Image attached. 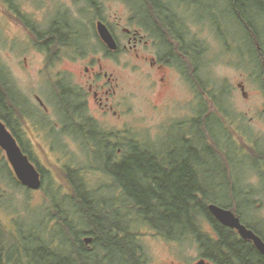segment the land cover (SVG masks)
Instances as JSON below:
<instances>
[{"label":"rangeland","instance_id":"rangeland-1","mask_svg":"<svg viewBox=\"0 0 264 264\" xmlns=\"http://www.w3.org/2000/svg\"><path fill=\"white\" fill-rule=\"evenodd\" d=\"M203 1L204 3L208 1V8L216 4L217 9L216 14L205 9L190 14L191 19L195 21V23L189 21V24H192L191 35L195 40L196 51L204 52L205 47L208 50L206 55L197 59L195 95L203 98L204 87L210 86L212 98H215V101L218 98L222 107L231 112L232 106L237 116L241 114L238 111L240 107L246 108L249 104L259 102L257 120L253 121L252 125L248 124V118L251 117V114H248L244 116V124L251 128L257 139H260L259 144H263L264 109L261 104L264 102V93L259 89V84L253 82L255 78L252 71L256 61L245 55L246 46L243 43L248 34L243 26L233 22L229 14L231 6L229 3L225 4V0L223 3L221 0ZM175 4L177 1L172 0L169 5ZM93 6L94 9H91ZM11 9L17 13L16 18H24L42 32L49 27L57 14L63 15L67 21H72L78 35L82 34L81 37L86 40V52L100 54L103 50L95 36L94 17L101 14L116 19L123 18L128 8L123 0H0V76L4 79H0V102L3 98L6 101L9 97L5 89L16 91L25 97L26 101L34 91L39 93L43 91L44 94L51 95L50 90L52 91L57 83L54 75L56 68L51 69L52 67L40 63L42 56L38 52L39 48L35 47L37 44L34 36L26 32L25 26L18 24L16 18L11 16ZM260 14L264 16V11ZM180 16L182 17V13ZM214 18L217 24L212 23ZM253 21L258 28V25L264 23V18L257 17ZM113 28L120 37V32L116 27ZM31 31L35 32L33 28ZM224 39L227 43L239 45L240 56L226 55L222 47ZM116 60L121 68L117 69L114 77L118 79L120 92L124 94L125 110L128 114L125 119L116 122V125L110 121L109 129L102 125L106 130H101L109 134H122L127 131L131 141L143 142L148 148L156 146L155 141L158 145L164 142L170 147L177 143L178 147L179 143L175 140L165 141L164 130L168 128L166 125L170 121L182 122L191 107L193 108V105L190 106L193 97L187 94L185 84L180 82L173 84L172 81L166 97L162 93L158 94L157 89L152 88L150 83H146L144 65L137 69L139 63L130 62L128 57H116ZM39 70L44 71L42 76L38 74ZM69 76L72 79V76ZM243 79L246 80L249 90V98L246 101L236 89V83ZM249 79L252 81L250 85ZM29 102L34 106L33 101ZM215 114L213 112V121L210 123L215 121L214 117L219 118ZM56 117L54 110L52 117H48L49 130L53 134L61 130L55 125L59 124ZM228 117L230 118L226 119L228 122L235 119L233 114H228ZM41 123L47 125L45 120ZM220 123L222 122L218 119L217 124ZM190 129L192 133H196L192 126ZM225 138L229 140V146L219 150L228 161L222 156V162L217 156L204 158L209 171L206 193L209 199L221 205L234 197L235 199H232L234 204L231 206L238 207L241 223L246 227H254L263 238L264 184H260L261 176L259 171L255 172L252 160L237 145L233 136L227 134ZM37 141L46 151V155L37 152L31 154L37 168L43 174V185L37 191L28 190L17 183L4 153L0 150V242L4 247L3 255L10 256L11 264L16 259L14 255L16 250L21 257L20 264H78L75 253L67 241V234L62 232L56 223L58 219H51L49 215L58 212L57 215L60 217L72 219L69 225L74 227L78 225L83 229L93 225L90 224L89 216L94 214L97 223L95 225H104L99 223L98 218L103 211L87 207V204L91 199L117 198L119 192L102 173L105 163L99 158L101 151L90 152L87 146L80 150L79 140L58 139L57 135H54V143L52 141L46 143L41 139ZM48 143L52 146V151L48 150ZM29 144L25 141L24 147ZM213 144L212 140L211 146ZM214 145L212 149L215 151ZM224 165H227L225 174ZM256 167L261 170L264 165L257 163ZM95 187L96 191L93 190ZM70 201L75 203L72 204ZM76 210L79 212V218L74 212ZM105 212L109 214L111 225L114 221L119 222L117 214L124 213L120 205L107 207ZM129 221L127 230L136 237L123 239L125 249L129 253L137 247L142 264H196L204 259L201 257L197 241L191 236L183 240L169 241L157 236L146 225L135 222L132 217ZM205 226L208 228V224L205 223ZM88 247L91 250L92 245ZM124 255L114 248L111 259L108 257L109 260L101 261L96 257L90 264H124L121 260ZM204 261L205 264H211L205 259Z\"/></svg>","mask_w":264,"mask_h":264},{"label":"flooded vegetation","instance_id":"flooded-vegetation-1","mask_svg":"<svg viewBox=\"0 0 264 264\" xmlns=\"http://www.w3.org/2000/svg\"><path fill=\"white\" fill-rule=\"evenodd\" d=\"M176 1L177 4L171 6L169 4L172 0H123L128 8L123 18L116 19L109 15L97 14L94 17L93 26L95 36L103 50L100 54L86 52V40L81 37L82 34L78 35L72 21H67L63 15L57 14L56 19L54 18L49 27L42 32L24 18H16L17 13L10 10L11 16L16 18L18 24L25 26V31L34 36L37 44L35 47L39 48L38 52L42 56L40 63L52 67L51 69L56 68L54 75L57 83L52 91L50 90L51 95H46L43 91L40 93L34 91L25 101V97L12 91L7 97L8 99L6 98L7 101L1 103L0 107V121L5 124L23 154L40 173L41 186L43 185V174L37 168L31 154L37 152L46 155V151L37 139L54 143V135H57L58 139L79 140L80 150L87 146L90 148V152L104 151L111 153L114 157H121L122 153L127 154L130 151L132 141L127 131L122 134H109L103 131L106 130L105 128L109 129L110 121L116 125V122L119 123L128 114V111L125 110L124 94L120 92L118 79L114 77L117 69L121 68L116 63V57H128L130 62L139 63L137 69L144 65L146 67L144 70L146 83H150L152 88L157 89L158 94L162 93L167 97L170 83L173 81V84L174 82L185 84L187 94L193 97V102L190 103L193 108L191 107L186 118L182 122L170 121L166 125L168 128L164 130L165 141H188V147L192 151L195 150L196 133H192L190 127L196 129L198 121L201 127V137L204 140L203 146L206 150L203 156H210L213 151L211 142L214 129L213 123L210 122L213 121V112H215L219 116V118L214 117L216 123L218 119L219 122H222L220 123L221 130L219 127L217 129L220 134L215 135L216 141L220 139L219 143L214 145L217 153L225 157L219 148L224 149L229 146V140L225 136L230 134L237 145L252 160L255 172L259 171V176H261L260 184H264V175L262 177L264 168L259 170L256 167L257 163L264 165V143L259 144L260 139H257L251 128L244 124V116L248 114H251L248 124L252 125L251 123L257 120L260 103L249 104L246 108L240 107L238 111L241 114L237 116L231 105L232 112L224 109L218 98H216L217 102L215 98H212L210 86L209 88L204 87L203 98L195 95L196 61L206 55L208 50L205 47L204 52L196 51L195 40L191 35L192 24H189V21L191 23H195V21L191 19L190 14L204 9L216 14V4L208 8V1L205 3L203 0ZM225 1V4H228V0ZM262 1L264 4V0ZM221 2L223 3V0ZM153 6L155 8L167 6L168 9H148ZM91 9H94V6ZM263 11L264 9H253L251 12L252 16L249 18L253 24L251 29L249 28L250 32L247 31L249 36L243 45L246 46L244 47L245 55L256 61V66L252 71V76L255 78L253 82H257L259 89L264 93V23L258 25V29L253 21L257 17L264 18L260 14ZM180 13H182V17ZM229 14L236 25L242 26V9H229ZM215 19H213V24H217ZM97 23H102L109 31L116 44L115 50L108 49L99 38ZM113 26L120 32V37L117 36ZM32 28L35 32L31 31ZM53 29L56 36L54 39L47 35ZM34 40L32 39V42ZM223 43L222 47L226 55L240 56L238 44L227 43L225 39ZM43 72L39 70L38 74L42 76ZM69 75L72 76V79ZM251 83L252 81L249 79V85ZM247 86L244 79L236 83V89L244 101L249 98ZM28 99L34 102V106ZM195 99L204 102L200 103ZM261 105L264 109V102ZM53 110L59 122L55 125L61 128L59 133L55 132L54 134L50 132L48 122V117H52ZM228 114L235 115V119L226 121V119H230ZM43 120L47 125L41 123ZM249 133L251 134L249 135ZM25 141L30 143L27 147H24ZM154 143L158 148L156 153L161 157L162 163L165 161V156L167 158L170 155L173 156L177 151L170 149V145L167 143L163 142L159 145L156 141ZM142 144L144 145L143 142ZM47 147L49 151L53 150L49 143ZM153 152L154 150H150L147 153L152 154ZM206 170L204 184H207L209 176V171L207 168ZM102 173L108 177L111 184H114L110 176L103 170ZM93 190L96 191L97 188L95 187ZM117 190L120 192L119 189Z\"/></svg>","mask_w":264,"mask_h":264},{"label":"trees","instance_id":"trees-1","mask_svg":"<svg viewBox=\"0 0 264 264\" xmlns=\"http://www.w3.org/2000/svg\"><path fill=\"white\" fill-rule=\"evenodd\" d=\"M228 3L231 9L243 10L242 26L246 32H250L249 28L251 29L253 24L249 18L252 16L253 9H264L262 0H228ZM148 9H168V7L155 8L153 6ZM54 34L55 30L53 29L47 35L54 39L56 38ZM0 79L4 80L1 76ZM5 90L8 94L12 92L10 88ZM5 96L7 97L6 94ZM6 101L2 99L0 107L1 103ZM213 123L212 140L216 144L215 135L220 134L217 129L218 127L221 129V126L217 125L216 121ZM200 128V122L197 121L195 150L192 151L188 147V141H176L179 146L177 147L176 143L170 149L177 151L173 156L170 155L168 158L165 156L163 163L159 154L156 153L157 146L147 148L137 140L132 141L130 151L127 154L122 153L121 157L101 152L99 158H102L105 163L103 171L112 178L113 188L120 191L118 199H91L87 204V207L103 211L98 218L99 223H104V225H95L97 223L94 214L89 216L90 224L93 225L83 229L77 224H75L77 227L69 225L70 222L72 223V219L60 217L57 215L58 212L49 215L51 219H58L56 223L61 231L67 234V241L75 253L78 264H90L91 260L96 257L101 261L109 260L114 248L125 254L121 259L124 264H142L137 247L128 253L124 245L123 239L130 236L136 237L135 234L129 233L127 230L131 217L135 222L146 225L157 236L169 241L183 240L191 236L199 245L201 257L211 264H264V257L250 241L241 239L236 231L222 226L207 210L209 204H215L231 210L240 217L238 207L231 206L234 204L232 199H235L232 195V199L228 203L221 205L209 199L206 193L208 189L207 184H204V173L207 171V165L204 158L207 155L203 156L206 150L203 146L204 140L201 137ZM146 150H154V152L149 154L147 153L149 151ZM210 156H219L218 158L222 162V157L217 153V150L211 151ZM223 158L226 160L225 157ZM224 166L225 174L227 165ZM70 202L75 203L74 201ZM116 205H120V209L124 213L117 214L116 217L120 218L119 222L115 223L116 221H114V224L111 225L109 214H106L105 209L113 208ZM74 212L79 218V212L77 210ZM205 223L208 224V228ZM122 224L124 227H120ZM247 228L264 241L263 235L254 227L248 226ZM86 237L92 239L88 244L92 245L91 250L83 242ZM3 248V244L0 242V264H11L10 256L3 255ZM15 252L16 259L13 264H20L19 251Z\"/></svg>","mask_w":264,"mask_h":264},{"label":"water","instance_id":"water-1","mask_svg":"<svg viewBox=\"0 0 264 264\" xmlns=\"http://www.w3.org/2000/svg\"><path fill=\"white\" fill-rule=\"evenodd\" d=\"M99 38L110 50L116 49V44L102 23L96 25ZM0 150L4 153L5 158L11 168L12 174L16 181L28 190H39L41 187V177L35 166L29 161L28 157L23 154L5 124L0 121ZM208 212L222 226L234 230L238 236L246 241H250L253 247L264 257V241L256 235L251 229H248L231 210L219 207L215 204L207 206ZM92 241L86 237L83 242L88 245ZM196 264H205L204 259L199 260Z\"/></svg>","mask_w":264,"mask_h":264}]
</instances>
